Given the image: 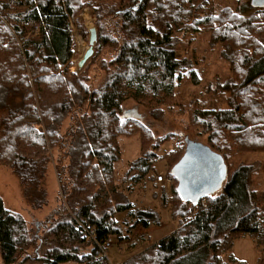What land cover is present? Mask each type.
<instances>
[{
    "label": "trees",
    "instance_id": "trees-1",
    "mask_svg": "<svg viewBox=\"0 0 264 264\" xmlns=\"http://www.w3.org/2000/svg\"><path fill=\"white\" fill-rule=\"evenodd\" d=\"M242 1L236 0L239 11ZM218 3L0 0V165L12 170L35 211L49 204L51 168L56 189L39 226L0 197V264H109L98 259L99 248L85 241L83 229L93 230L102 243L112 237L122 242L137 227L158 226L159 214L135 207L126 192L155 183L160 161L173 180L170 195L162 189L161 199L176 229L121 264H227V253L229 264H244L231 254L241 236L264 251V190L253 185L259 165L233 162L242 153L264 155V8L242 14ZM85 8L93 15L97 41L84 67L71 73L70 25L88 39L79 20ZM194 34L204 36L207 48L227 65L228 77L219 85L224 107L181 100L184 79L200 83L195 60L178 57L183 44L189 47L186 36ZM175 109L187 114L189 126L227 167L221 190L196 204L178 196L171 174L184 139L160 155L164 143L179 138L153 128L166 110ZM129 111L134 118L121 122L119 116ZM135 136L139 156L119 184L120 139ZM120 213L123 223L116 218ZM258 264H264V254Z\"/></svg>",
    "mask_w": 264,
    "mask_h": 264
},
{
    "label": "rangeland",
    "instance_id": "rangeland-1",
    "mask_svg": "<svg viewBox=\"0 0 264 264\" xmlns=\"http://www.w3.org/2000/svg\"><path fill=\"white\" fill-rule=\"evenodd\" d=\"M218 2L239 11L240 5L237 4L236 0H214V3ZM241 5L242 7L239 12L242 14H248L250 11L247 9L251 7L250 0H243ZM86 15L90 18L89 22L85 20ZM79 20L87 31L91 27L94 28V18L89 8L82 10L79 15ZM70 27L72 28L75 55L70 72L74 73L78 70L77 62L83 54V51L79 49V44L76 41V38L78 37L77 35H79L85 44V47L88 45V39L84 40L82 32L78 30L75 25L71 24ZM186 37L187 38L184 43L189 42V47L185 48L183 44V49L179 50L178 57H191L195 60L196 73L200 83L195 86L188 79H184L179 89L183 93V98L181 100L185 102L193 98L195 101L203 103L202 105H206L207 108H216L220 106L224 107L225 105L223 100L225 99L226 93L221 91L219 85L224 83L228 77V68L226 63L219 58L217 50L210 51L209 48H207V40L204 36L200 37V35L194 34L187 35ZM221 102L223 103L222 105ZM165 114L166 115L162 117L161 120L154 122L153 128L158 134H176L179 139L171 138L168 142L164 143L159 149L160 155H165L168 152L175 150L177 145L180 142H183L184 138L198 142L204 146L206 145L205 137L199 135L196 130L189 126L187 114H181L176 109L171 111L166 110ZM120 145L123 156L121 163L116 166V177L117 182L122 184L123 179L120 176L124 171H126L128 164L139 156L140 141L136 136L132 138H122L120 139ZM234 156L233 162L235 164L242 161L246 163H253L257 161L259 167L254 174L253 185L260 190H264V155L242 153L238 156ZM165 168V161L157 163L152 179L157 174H163ZM52 172L51 168L47 177L48 193L50 195L49 204L46 208H43V210L35 211L28 205L27 200L23 198L22 187L12 170L0 165V197L4 202V205L9 210L23 215L27 221L31 222L30 224L39 226L50 211L54 201L53 196L55 195L54 191L56 189L52 179L53 176L50 175ZM153 181L154 180H149L143 185L129 186L126 194L128 198H130L129 200L133 201V205H135V207L162 212V214L158 213L160 217V224L158 226H151L147 229L137 227L132 230V232L128 234V238L124 239L122 242H118L115 237H112V247L107 251L108 260L111 264H119L120 262L130 258L133 254L142 251L151 244H154L162 238L170 235L174 230L171 224L172 220L164 212L165 206L163 205L164 202L161 199L162 189H165L164 191L170 195L171 186L165 188L160 184L155 185ZM116 218L120 223H123L124 217L121 213L118 214ZM138 234L146 235L139 236ZM257 249L258 248H256L255 243L249 237L241 236L234 241V247L231 254L237 260H242L244 264H258L259 259L263 257L264 251H261L260 249L259 251ZM227 254L223 255V258L224 261L229 264L226 260Z\"/></svg>",
    "mask_w": 264,
    "mask_h": 264
},
{
    "label": "water",
    "instance_id": "water-1",
    "mask_svg": "<svg viewBox=\"0 0 264 264\" xmlns=\"http://www.w3.org/2000/svg\"><path fill=\"white\" fill-rule=\"evenodd\" d=\"M255 9L264 8V0H250ZM88 45L77 62L81 69L92 57L97 41L95 28L88 31ZM134 118V112H122L121 122ZM185 150L179 161L172 167L171 174L176 180V192L186 202L198 203L207 196L219 192L227 178V167L221 155L198 142L185 139Z\"/></svg>",
    "mask_w": 264,
    "mask_h": 264
},
{
    "label": "built area",
    "instance_id": "built-area-1",
    "mask_svg": "<svg viewBox=\"0 0 264 264\" xmlns=\"http://www.w3.org/2000/svg\"><path fill=\"white\" fill-rule=\"evenodd\" d=\"M73 61V60H72ZM155 183L156 184H160L162 186L166 187H170L173 183V180L171 178H166L164 174H157L155 176ZM79 225V224H77ZM81 227V225H80ZM83 237L85 239L86 242L89 243H94L96 244V246L99 248L100 254L98 259L99 260H108V256H107V251L109 248L112 247V241L111 238L106 239L105 241H103L102 243H96L95 241V237H94V231L93 230H86L85 228L83 229Z\"/></svg>",
    "mask_w": 264,
    "mask_h": 264
},
{
    "label": "bare ground",
    "instance_id": "bare-ground-1",
    "mask_svg": "<svg viewBox=\"0 0 264 264\" xmlns=\"http://www.w3.org/2000/svg\"><path fill=\"white\" fill-rule=\"evenodd\" d=\"M89 16H85V20L86 21H88L89 22ZM78 37L76 38V41H77V43L79 44V49L81 50V51H83V53H84V51L86 50V48H87V46L85 47V44L83 43V41L81 40V38L79 37V35H77ZM79 39V40H78Z\"/></svg>",
    "mask_w": 264,
    "mask_h": 264
},
{
    "label": "crops",
    "instance_id": "crops-1",
    "mask_svg": "<svg viewBox=\"0 0 264 264\" xmlns=\"http://www.w3.org/2000/svg\"><path fill=\"white\" fill-rule=\"evenodd\" d=\"M91 28H92V27H91ZM91 28H89V29H91ZM89 29H88V31H89ZM154 184H155V183H154ZM155 185H156V184H155ZM129 199H130V198H129ZM131 201H132V200H131ZM132 202H133V201H132ZM155 211H156V210H155ZM156 212H157V211H156ZM164 212L166 213L167 216H169V215H168V212H167V210H166L165 208H164ZM157 213L162 214V212H160V211H158ZM122 216H123V214H122ZM171 224H172V226H173V229L175 230V229H176V223H175L174 221H171ZM174 230H173V231H174ZM173 231H172V232H173ZM138 235H139V236H145L146 234H142V235H141V234H138ZM145 239H146V238H145ZM135 254H137V253H135ZM135 254H133V255H135ZM133 255H132V256H133ZM124 261H125V260H124ZM124 261H122V262H124ZM122 262H120L119 264H121ZM109 264H111V263L109 262Z\"/></svg>",
    "mask_w": 264,
    "mask_h": 264
}]
</instances>
